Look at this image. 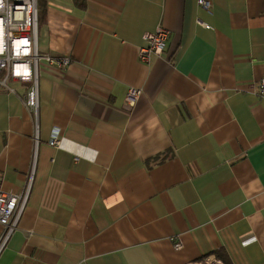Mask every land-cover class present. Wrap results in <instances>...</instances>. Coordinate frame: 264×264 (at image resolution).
<instances>
[{
    "label": "crops",
    "instance_id": "0c3cea01",
    "mask_svg": "<svg viewBox=\"0 0 264 264\" xmlns=\"http://www.w3.org/2000/svg\"><path fill=\"white\" fill-rule=\"evenodd\" d=\"M208 1L46 0L37 50L70 62L36 117L0 86V188L30 180L0 264H264V0Z\"/></svg>",
    "mask_w": 264,
    "mask_h": 264
},
{
    "label": "built area",
    "instance_id": "2783aa9c",
    "mask_svg": "<svg viewBox=\"0 0 264 264\" xmlns=\"http://www.w3.org/2000/svg\"><path fill=\"white\" fill-rule=\"evenodd\" d=\"M197 4L204 10H209L208 0H197ZM205 28L209 26L204 23ZM37 0H0V86L9 89L7 82L16 80L26 83L27 88L21 101L23 106L32 111L36 117L38 110V81L37 71L39 63L62 70L69 65L70 59L66 56H56L39 53L37 50ZM169 32L156 27L152 32H145L142 39L145 46L138 50V60L149 63L152 56L162 54ZM10 90V89H9ZM140 90L130 88L125 95L124 109H130ZM256 95L264 98V76L256 87ZM49 144L59 147V139L53 136ZM30 180L20 194L3 191L0 188V253L5 248L9 238L17 227L28 198ZM174 251L181 249V244H173ZM186 264H223L213 255L199 261Z\"/></svg>",
    "mask_w": 264,
    "mask_h": 264
},
{
    "label": "trees",
    "instance_id": "16d2710c",
    "mask_svg": "<svg viewBox=\"0 0 264 264\" xmlns=\"http://www.w3.org/2000/svg\"><path fill=\"white\" fill-rule=\"evenodd\" d=\"M79 2V0H75ZM46 0H37V16H38V24L41 22V18L43 17L44 9H45Z\"/></svg>",
    "mask_w": 264,
    "mask_h": 264
}]
</instances>
